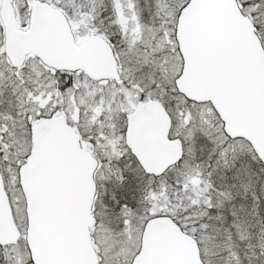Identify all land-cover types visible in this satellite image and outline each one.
Here are the masks:
<instances>
[{"label":"snow or ice","instance_id":"6c2138e0","mask_svg":"<svg viewBox=\"0 0 264 264\" xmlns=\"http://www.w3.org/2000/svg\"><path fill=\"white\" fill-rule=\"evenodd\" d=\"M0 264H264V0H0Z\"/></svg>","mask_w":264,"mask_h":264}]
</instances>
